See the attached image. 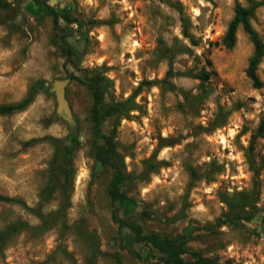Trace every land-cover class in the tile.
<instances>
[{
    "label": "rangeland",
    "instance_id": "374dc122",
    "mask_svg": "<svg viewBox=\"0 0 264 264\" xmlns=\"http://www.w3.org/2000/svg\"><path fill=\"white\" fill-rule=\"evenodd\" d=\"M7 1L12 8L0 9V106L20 102L36 84L38 91L26 109L0 116V195L17 201L0 202V232L30 227L0 249V264H153L143 245L135 248L149 263L122 247L128 230L112 220L111 171L91 155L90 92L70 79L65 86L74 133L57 111L53 84L83 69L103 74L117 103L153 82L115 128L135 177L125 187L132 201L120 205L121 216L146 232L189 235V248L222 264H264V58L256 89L246 74L254 48L243 27L232 50L222 44L236 4L253 2L262 3L251 23L264 43V0ZM49 7L72 21L60 19L59 33L76 51L78 68L52 41ZM204 73L208 79L198 78ZM45 137L78 143L76 174L67 226L35 231L41 220L31 209L38 210L54 153ZM154 154L161 165L144 178V161ZM244 196L258 209L251 221L206 230L228 211L227 200ZM59 203L57 194L38 212L49 219Z\"/></svg>",
    "mask_w": 264,
    "mask_h": 264
},
{
    "label": "trees",
    "instance_id": "16d2710c",
    "mask_svg": "<svg viewBox=\"0 0 264 264\" xmlns=\"http://www.w3.org/2000/svg\"><path fill=\"white\" fill-rule=\"evenodd\" d=\"M166 1V0H160ZM40 4V3H38ZM262 3L253 2L248 6H243L238 3L235 7V14L229 23L228 29L222 39V44L227 50H232L237 41V31L241 26L248 35L253 44V55L249 60V65L246 70L248 78L256 89H260L263 85L262 80L257 74L259 65L264 58V43L261 40L258 32L251 23V18L254 16L256 9ZM12 8V3L7 0H0V9L8 10ZM50 15L53 18V43L58 47L60 53L66 58V63L78 68L76 51L71 47L65 36H62L60 19L66 23H71L69 15L61 14L55 9L49 7ZM81 73H70L68 79L76 81L85 86L93 98V104L89 114L91 124V155L97 166L111 171V179L107 187V195L112 205V220L116 223L121 232L128 230V233L121 239L122 247L127 249L134 257L143 262L149 263V259L153 264H222L216 258L205 256L201 251L192 250L188 244L190 242L189 235H178L171 237L168 235H161L155 232H146L142 225L129 222L120 214V205L132 201L126 192V185L133 181L134 175L127 172L125 162L122 154L118 149V142L116 137V126L122 119H127L130 112L135 109L136 104L134 98L138 95L144 85L153 84L152 81H144L140 87L135 91L132 97L123 103L113 102L108 97L107 91L104 89L105 85L109 84V80L101 73L94 70L83 69ZM200 79H208L209 74L204 73L198 76ZM38 91V85H34L29 90L28 94L18 103L6 104L0 106V116L10 115L17 111L26 109L34 100ZM259 132H264V120L259 126ZM54 148L53 157L47 169L48 182L40 190L38 210L50 203L55 195H59L60 203L58 210L48 216L43 215L37 209H31L37 213L41 225L32 228L35 231H44L52 228L57 224L66 225L67 212L71 208V196L74 191L75 166L74 154L76 146L68 144L65 140L55 137H45ZM36 140L30 141L35 142ZM167 145H161L160 147ZM155 154L144 161V169L142 176L149 177L156 172L161 163L156 161ZM192 179L197 177V172L191 171ZM0 202H17L15 199L0 195ZM23 206L26 204L20 201ZM228 211L219 217L214 225H208L207 231H211L212 226H229L236 227L242 222H248L258 212L256 206L250 202L249 197H242L238 200H227ZM248 208V209H247ZM23 228H30L26 223H19L11 225L4 231L0 232V249H3L10 238L17 234ZM143 245L151 253L149 259L145 258L144 252L136 250L135 246ZM95 252V253H94ZM98 249L93 250V255L99 253Z\"/></svg>",
    "mask_w": 264,
    "mask_h": 264
},
{
    "label": "water",
    "instance_id": "95a60500",
    "mask_svg": "<svg viewBox=\"0 0 264 264\" xmlns=\"http://www.w3.org/2000/svg\"><path fill=\"white\" fill-rule=\"evenodd\" d=\"M69 79L63 80V81H56L53 84V90L56 94V100L58 103V113L62 115L69 123L71 127V131L74 133L75 131V125L76 121L73 118L71 109L68 105V102L65 99V86Z\"/></svg>",
    "mask_w": 264,
    "mask_h": 264
}]
</instances>
